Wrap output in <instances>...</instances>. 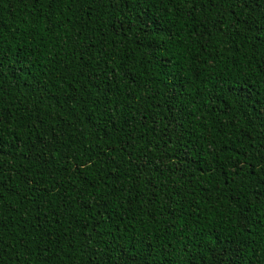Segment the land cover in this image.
I'll return each instance as SVG.
<instances>
[{
    "label": "snow or ice",
    "instance_id": "6c2138e0",
    "mask_svg": "<svg viewBox=\"0 0 264 264\" xmlns=\"http://www.w3.org/2000/svg\"><path fill=\"white\" fill-rule=\"evenodd\" d=\"M19 2L28 4L35 10L34 19L22 33L29 37L30 42L9 43L10 40L16 39V32L20 29L17 27L16 32L6 36L0 22V99L8 92L6 73L11 80L21 81V77L31 80L32 83H29L27 88L35 97V101L43 103L54 99L49 95L48 85L44 81L37 79L35 74L29 75L30 68L38 63L37 60H32L34 53L30 49H45L56 40H61L62 47L64 40L59 29L62 24L74 23L68 15L72 7L79 5L78 11L87 7L89 11L81 19L91 20L92 11L97 10L98 6L101 16H108L107 26L114 29V36H127L128 33H132L134 37L132 43L136 45L134 51L141 54L139 58L133 56L135 64L153 65L160 76H169L175 80V66L181 64L182 71L189 72L190 76L194 75L203 82L202 65L208 60L216 65L220 62L221 56L228 54V59L233 61L238 71L235 74L229 71L220 81L221 91L235 97L239 105L236 111L240 112L242 118L247 117V124L250 127L254 128L257 122L264 127V101L254 98L256 90L253 84V77L264 73V63L256 60L257 53L264 50V0H19ZM144 4L149 5L146 11L142 10ZM161 5L164 10L170 6L175 9L172 15L163 21L164 26H158L160 19L151 13L152 7ZM181 6L187 10L190 19H184ZM198 8L207 11V15L202 13V18L197 24L199 30L181 37V32L186 31V25L194 19V12ZM174 17L183 21L179 28L176 27L177 21L173 19ZM25 22L28 23L27 20ZM64 32L68 39H72L73 45H76L73 64L64 63L63 57H59V52L56 53L59 59L56 57L53 59L56 63L64 64V68L57 70L54 79L60 81V84L54 86L59 91L65 82L69 86L72 80L79 83L77 77L88 81L93 89L88 95L65 91L68 99L74 104L83 102L85 111L88 110L91 100L93 111L88 113L85 119L91 125L90 134L95 137V147L100 150L94 151L92 156L73 152L71 171L67 160L60 169L69 176V179L63 182L53 177V182L47 184L46 178L42 175L35 181L30 177H22L32 184V187L25 185L28 192L40 194L36 200L28 201L33 205L32 218L36 221V226L40 227V231L47 233L38 217L44 215V224L47 225L48 213H51L52 217H58L60 211L67 212L75 203L84 215L79 218L74 216L72 223L79 229L77 235L84 237L86 242H92L86 243L85 248L90 256L98 254L94 247L95 236L101 233L111 236L117 228L121 230V238H125L124 245L120 246L114 264H264V246L260 251V260L254 262L252 259L257 233H261V238L264 239V135L260 136L259 145L254 144L253 140L256 138L249 135L246 145L241 143L235 147L231 144L220 146V151L229 153L226 162L219 165L224 169L220 175L226 177V183L213 185L212 192L215 194L206 195L199 201L194 192L188 190L184 193L171 190L163 192L153 182V173L163 176L165 170H172L166 164V159L171 157L166 156L165 149H160L161 157L156 161L148 154L151 152L150 148L140 149L145 158L135 164L136 182L126 183L125 178L130 174L121 172L120 165L115 164L109 157V152H115V148L105 151L101 145H106L110 135L123 129V123L119 122L123 120V116L120 113L118 97L126 93L117 83V79L124 80L125 76L135 73L137 69H127L125 60L127 53L125 56H118L117 51L112 48V45L117 43L115 39L92 51L96 48L94 42L85 43L79 40L83 29L75 38L71 37L69 29L65 28ZM194 37L199 39L195 40ZM94 39L88 38L89 41ZM185 40H188L187 44ZM204 53L207 55L204 56ZM113 56H117L120 62L112 59ZM30 60L32 63L28 65L27 62ZM89 60L94 64L89 70L91 74L86 75ZM52 63L50 60L49 64ZM253 63H256L257 71L245 72L243 65ZM101 65L108 67L103 68ZM224 66L227 67V64ZM53 67L55 68L54 64ZM72 67L76 68L75 74L71 72ZM118 68L125 70L124 76H115ZM140 72L147 73L148 68H141ZM132 83H136L135 78L132 79ZM19 86L17 84V87ZM126 87L128 91L132 90L131 87L127 85ZM47 106L51 108L52 104L49 103ZM96 112L100 115L97 116ZM10 116L16 117L17 113L7 112L3 105H0V140H3L4 126ZM18 118L21 121L25 120L24 115H19ZM43 123V119H40L32 123L24 122L19 126L35 129L37 124ZM213 128H217L218 132L223 131L220 125H209L205 129V134L213 135ZM21 135L17 133L16 138L19 139ZM24 139L33 146L41 145L39 152L33 154L39 164H50L51 160L59 163L60 158L65 155L57 147L60 143L59 137L51 136L45 139L37 133L36 139L33 140V133L30 131L24 135ZM131 147L133 145H126L121 151H127ZM240 148L243 152L237 150ZM45 156L47 159H41ZM228 164L233 166L230 177L227 173ZM4 171L0 165V228L4 227L5 214L16 211L10 206L12 201L8 197L18 198L17 202L27 200V195L21 196L17 186L12 182V177L6 176ZM140 173L144 176L142 177ZM148 185H151V191L146 195L143 188ZM54 200L59 203L53 205ZM161 208L167 211L166 218L162 219ZM117 210H120L119 215H116ZM55 222L60 224L61 220L57 218ZM257 223L261 224V229H256ZM133 224L138 227L133 228ZM18 243L31 257L30 261H23L22 253L18 250L8 257L0 238V264H5L6 257L8 264H52L50 254L56 253H53L51 248L37 251L23 241ZM68 243L70 245L72 240ZM137 247L144 249V252L140 253V259L134 260L133 257L137 256ZM241 253L247 257V261L241 258ZM226 257L229 258L227 261ZM58 264L64 262L60 261ZM68 264H73L71 254L68 256ZM109 264L113 262L109 260Z\"/></svg>",
    "mask_w": 264,
    "mask_h": 264
},
{
    "label": "trees",
    "instance_id": "16d2710c",
    "mask_svg": "<svg viewBox=\"0 0 264 264\" xmlns=\"http://www.w3.org/2000/svg\"><path fill=\"white\" fill-rule=\"evenodd\" d=\"M78 8L79 5H74L71 13H68L74 23L72 25L62 24L59 29L61 38L64 40L62 47L60 46L61 40H56L45 49H30L34 53L32 60H37L38 63L35 67L30 68L29 75L35 74L37 79L44 81L48 85L49 95L54 99L43 103L35 101V97L28 92L27 88V85L32 83L31 80H25L21 77V81H15L8 79V73L5 75V79L8 80V92L3 94L0 105H3L7 112L17 113V116H10L4 126L3 140H0V153H3L0 155V165L5 170L4 174L12 177V182L17 186L21 196L27 195V200L17 202L18 198L8 197L12 201L10 206L16 211L5 214L3 218L4 227L0 228V238L3 240L8 257H11L18 250L22 253L23 261H30L31 257L20 246L18 243L20 241L37 251L51 248L52 252L56 253V255L50 254L52 264H58L60 261L68 264L69 254L72 256L73 264H109V260L114 264L120 252V246L124 245L125 238H121L119 228L111 236L101 233L93 238L94 247L98 254L90 256L85 248L86 243L92 242H86L84 237L77 235L79 229L72 223L74 216L79 218L84 215V212L79 210V206L75 203L67 212L60 211L58 217H52L51 213H48L47 225L44 224V215L38 217L41 226L47 229V233H42L32 218L34 209L28 201L36 200L40 194L28 192L25 185L32 187V184L22 177H30L31 180L35 181L42 175L43 178H46L47 184L53 182V177L63 182V180L69 179V176L60 169L63 168L67 160L71 171L73 152L92 156L94 151L100 150L95 147V137L90 134L91 125L85 119L88 113L93 111L91 100H89L88 110L85 111L83 102L74 104L67 97V92L83 95L92 92L93 89L88 81L82 77H77L80 82L76 83L69 76V79L72 80L71 86L65 82L59 91L54 86L60 84V81L54 79L57 70L64 68V64L56 63V60L53 59L56 57V53L59 52V57H63L64 63L73 64L76 45H73L72 39L67 38L64 32L65 28L70 30L72 38H75L77 33L83 29L82 34L79 35V40L85 43L94 42L96 48L92 51H96L102 45H107L109 41L115 39L117 43L112 45V48L117 51L118 56H125L127 53L125 57L127 69H137L135 73L125 76L124 80L117 79V83L126 93L118 97L120 113L123 116V120L119 122L123 123V129L110 135L106 145H101L105 151L115 148V152H109V157L113 159L115 164L120 165L119 170L121 172L130 174L125 178L126 183L136 182L134 180L136 175L135 164L140 163L145 158V154L140 152V149L150 148L151 152L148 154L151 155L153 161L161 157L160 149H165L166 156L171 157V159H166V164L172 170H165L163 176L153 173V182L163 192L169 190L181 193H184L185 190L194 192L199 201L206 195L215 194L212 192L213 185H218L221 182L226 183V177L220 175L224 169H221L219 165L226 162L229 153L220 151V146L231 144L235 147L241 143L246 145L249 135L255 137L253 143L259 145V138L264 135V127H261L259 122L254 128L250 127L247 124V117L242 118L240 112L236 111L239 105L236 103L235 97L230 93L221 91L220 81L228 75L229 71H232L233 74L238 71L233 61L228 59V54L221 56L220 62L216 65H213L211 60L202 65L204 69L203 82L201 79L195 78L194 75L190 76L189 72L182 71L181 64L175 66V80L169 76H160L153 65L135 64L133 56L139 58L141 54L134 51L136 45L132 43L134 40L132 33H128L127 36L116 37L114 36V29L107 26L108 16H101L98 6L97 10L92 11L91 20L81 19L89 11L87 7L81 8L79 11ZM148 9V4L142 5L143 11ZM181 10L184 13V19H190L183 6H181ZM174 11L175 9L171 6L167 10H164L162 5L151 8V13L160 19L158 26H164L163 21L167 20ZM34 13L35 10L31 9L30 5L22 4L19 0H0V22L3 24L5 35L10 36L16 32L17 27L20 29L19 32H16V39L10 40L9 43L27 44L30 42L29 37L22 35V33L34 19ZM202 13L207 15V11L202 8H198L194 12V19H191V22L186 25V31L181 32V37L199 30L197 24L202 18ZM173 19L177 21L176 27L179 28L183 21H180L178 17ZM26 20L28 23L25 22ZM76 21L79 23H75ZM89 37H94V41H89ZM193 39L198 40L199 37ZM184 42L187 44L188 40ZM206 55L207 53H204V56ZM245 55H247V51H245ZM112 59L120 62L117 56H113ZM50 60H52V64H49ZM256 60L259 63H264V50L257 53ZM27 63L31 65L32 61ZM87 63L89 69L85 70V74L89 75L91 74L89 70L93 67L94 62L89 60ZM225 64L227 67L224 66ZM100 67L107 68L108 65H101ZM141 68H148V72L141 73ZM243 68L245 72L251 70L255 73L257 71L256 63L243 65ZM71 72L75 74L76 68L72 67ZM124 72V69L118 68L115 76H124ZM97 74H99L98 69ZM109 75L112 74L109 73ZM133 78L136 80L135 84L132 83ZM17 84L20 86L17 87ZM253 84L256 90L254 98L264 101V73L255 75ZM126 85L132 90L128 91ZM66 100L67 102H65ZM49 103L52 104L51 108L47 106ZM25 109H32V111H25ZM230 112L231 115H229ZM19 115H24L25 120L21 121L18 118ZM96 115L99 116L100 113L96 112ZM40 119H43L44 123L42 125L37 124L35 129L19 126L24 122L32 123ZM209 125H220L223 127V131L218 132L217 128H213L214 134L206 135L205 129ZM30 131L33 133V140L36 139L37 133L44 136L45 139H49L51 136L59 137L60 143L57 147L61 153L65 154L60 158L59 163L56 160H51L50 164L36 162V157L33 154L39 152L41 145L33 146L31 142L24 139V135ZM17 133L22 134L19 139L16 138ZM126 145H133V147L122 152L121 148ZM237 150L243 152L242 148ZM41 159H47V156ZM256 167L258 170L259 163ZM232 171L233 166L228 164L227 173L229 177ZM140 175L144 176L143 173ZM143 190L146 195L150 194L151 185L144 187ZM188 198L191 199V197ZM176 199L179 198L176 197ZM57 203L59 202L53 201V205ZM160 211L162 219L166 218L167 211L164 208H161ZM119 214L120 210H117L116 215ZM57 218L61 220L60 224L55 222ZM135 227L138 226L133 224V228ZM255 227L261 229V224L257 223ZM25 230H27V235H25ZM131 231L130 229L129 235H131ZM220 231L222 232L223 229ZM255 239L256 245L252 252V259L254 262H258L261 248L264 246V239L261 238V233H257ZM69 240H72L70 245ZM142 252L144 249L137 247V256L133 259H140ZM241 258L247 261V257L243 253H241ZM228 259L226 257L225 261ZM5 264H8L7 257Z\"/></svg>",
    "mask_w": 264,
    "mask_h": 264
}]
</instances>
